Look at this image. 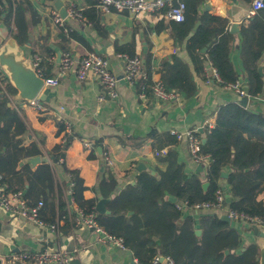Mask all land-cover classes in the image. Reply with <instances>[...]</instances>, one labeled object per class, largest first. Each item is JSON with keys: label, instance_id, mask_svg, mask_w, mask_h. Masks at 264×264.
I'll return each mask as SVG.
<instances>
[{"label": "crops", "instance_id": "1", "mask_svg": "<svg viewBox=\"0 0 264 264\" xmlns=\"http://www.w3.org/2000/svg\"><path fill=\"white\" fill-rule=\"evenodd\" d=\"M19 1L26 8L25 19L29 24V32L28 40L21 45L17 44L23 48L30 62L34 55L51 62L47 77L58 76L59 81L55 85L42 86L40 92L47 89L45 98L39 99L43 110H36L27 101L19 104L14 98L15 94L10 97V102L21 114L27 127V133L22 137L23 143L27 144L28 140L34 139L39 144L43 152L40 162L47 160L46 156L59 142V137L69 125L72 137L62 160L64 165L61 161L49 162L53 168L57 189L59 187L66 205L69 174L65 168L79 170L86 187L83 191L85 198L102 196L98 184L108 171H111L116 179V187L113 190V193H116L127 183L134 182L139 172V164L144 165L141 170L154 171L153 174H158V169L164 167L154 154L155 150L159 149L156 148V142L161 134L173 128L178 131L189 128L202 131L207 120L214 121L220 105L230 101L239 102L242 98L215 82H205V78L195 72L186 39H176L172 20L165 18L164 11L133 15L114 9L102 11L94 0L93 4L92 0H60L67 10L64 18L67 32H73L77 36L62 39L60 26L52 14V10L58 13L54 6L56 0ZM15 2L17 0H2L1 36L12 37L13 24L4 22L3 16L10 6L14 7ZM70 7L79 11L82 18L69 15ZM250 7L251 0H204L200 5V11L205 10L226 17L228 27L231 22L238 23L237 31L233 32L229 58L243 87H246V73L240 56V28L250 16ZM117 47L132 49L142 59V70L147 73V77H139L135 84L129 83L124 78V60L118 55ZM64 50L71 51L75 57L95 51L107 58L117 78L118 96L112 98L105 95L100 99L102 86L99 80L90 74L79 79L74 70L61 73L58 55ZM172 57L188 65L196 86L193 95L183 96L179 102L157 99L149 87L154 79L161 78V68L165 64H171ZM261 66H264V49ZM0 72L6 76L1 67ZM141 93L145 96H141ZM245 107L264 114V87L256 97H247ZM56 121L62 123L61 131H58ZM83 140L88 141L91 146L84 147ZM174 148L184 163L186 172L198 171L199 163L192 158L185 139L178 140ZM105 154L112 158L111 166L105 163ZM199 172L202 176L205 175L202 163ZM222 186L228 190L225 179L222 180ZM197 212L215 213L220 217L225 214L220 209L194 210V213ZM231 222L241 231L243 242H259V237L245 223L234 220ZM47 246H62L66 249L76 247L78 250L73 259L77 258L80 264H130L131 260L126 250L99 242L95 234L86 227L73 226L69 220H65L61 223V232L56 239L47 230L20 216L11 215L0 205L2 264L10 254L39 251ZM133 260L138 264L134 256Z\"/></svg>", "mask_w": 264, "mask_h": 264}, {"label": "trees", "instance_id": "2", "mask_svg": "<svg viewBox=\"0 0 264 264\" xmlns=\"http://www.w3.org/2000/svg\"><path fill=\"white\" fill-rule=\"evenodd\" d=\"M184 3V18L172 20L175 37L186 39L187 50L197 74L205 76L209 61L226 82L239 80L229 53L234 34L228 31V19L208 11H200L204 0H181ZM2 2V0H1ZM92 4L94 1L92 0ZM2 11V8H1ZM0 11V13H1ZM26 8L19 0L8 8L3 21L13 24L12 37L21 45L28 40L29 24L25 19ZM200 19L195 30L193 26ZM61 38H76L73 32L60 26ZM240 56L246 73L248 96L256 97L264 87V66L261 56L264 49V7L250 15L241 24ZM206 51L202 52V48ZM117 53L136 55L132 49L117 47ZM175 58V57H173ZM43 75L51 62L42 59ZM262 67V73L259 68ZM163 83L188 97L196 86L189 67L175 59L160 70ZM16 92L7 77L0 72V176L11 191L23 190L30 206L42 202L40 218L53 222L57 212H63L65 199L55 183L52 165L48 160L34 166L24 160L42 156L37 141L23 143L27 133L26 124L10 98ZM58 131L62 123L56 121ZM201 140L200 152L208 155L205 175L201 172H186L174 146L178 140L169 132L157 140L156 148H166L157 159L164 167L158 174L141 170L133 183H127L113 193L116 179L111 171L104 174L98 184L99 193L110 197L105 206L109 213L99 214L95 210L97 197L85 198V185L77 168H65L73 182L71 198L85 212H95L98 223L108 232L121 237L125 247L131 250L138 263L147 264L156 255L172 259L174 264H259V244L243 242L241 231L232 222L222 220L218 214L184 210L187 206L212 201L218 189L223 190L222 180L228 185V206L239 213L258 216L264 226V114L230 101L216 110L213 126H204L197 131ZM66 144L57 143L49 156L64 163ZM157 149V150H159ZM24 161L22 164L20 162ZM64 165V164H63ZM226 171L227 177H221ZM208 182L206 190L202 184ZM58 190V191H57ZM175 196L176 202L167 199ZM200 234H196V230ZM253 230V227H249ZM227 250V252H226ZM159 264H164L160 262Z\"/></svg>", "mask_w": 264, "mask_h": 264}, {"label": "built area", "instance_id": "3", "mask_svg": "<svg viewBox=\"0 0 264 264\" xmlns=\"http://www.w3.org/2000/svg\"><path fill=\"white\" fill-rule=\"evenodd\" d=\"M95 3L99 6L102 11L116 10V11H126L133 15H138L142 12L154 13L162 12L166 19H171L174 21H181L184 18V3L181 0H177V5L173 6L172 0H94ZM264 7V0H251V7L249 10V15H253L257 10ZM2 8V2L0 0V11ZM55 22L64 27V31H68V28L64 25V19L59 16V14L52 10ZM68 14L71 16H79L82 18L81 13L77 11L74 7L68 9ZM120 57L124 60V78L131 84L138 82V78L147 77V73L142 70V59L137 56H130L126 53H118ZM42 57L39 55H34L31 59V64L35 68L38 75L44 77V85H55L59 81L58 76L54 77H45L43 75V66L41 65ZM171 62L175 61V58L170 59ZM69 70H74L79 79L85 78L87 75H92L96 77L101 86L102 93L99 95L100 99H103L105 95H108L112 98L118 96L116 83L117 78L112 72L109 61L107 58L99 55L95 51H89L81 57H75V55L68 50L60 52L59 58V71L61 73ZM205 82H215L227 90L234 91L239 97H248L246 88L241 85L239 80L234 82L224 81L218 70L212 66L208 61L205 67ZM150 92L152 95L160 100L167 102H176L180 101L184 94L180 91L173 90L167 87L160 78L154 79L150 83ZM141 96H145L144 93H141ZM10 98V96H9ZM36 110H43V106L40 103V100L36 97L30 101ZM214 121L207 120L204 126L208 128L213 126ZM198 129L189 128L184 131H178L176 129H170L169 133L173 135L177 140L185 139L189 152L192 158L199 164H203L206 168L208 164V155L200 152L201 149V137L197 133ZM72 137L69 125L65 127L63 134L59 137V143L66 144L70 142ZM83 145L86 148H89L91 144L88 141L83 140ZM166 151L165 148L155 150L154 154L156 156L164 154ZM46 159L50 162L53 159L49 154L46 156ZM105 163L108 166L113 164L112 158L108 155H104ZM68 205H66L63 212H57L56 219L53 222L43 220L40 218V208L42 202L39 201L36 205L30 206L26 203L24 198L23 190L11 191L9 185L6 182L1 183L0 176V205L4 210L9 212L11 215L20 216L21 218L28 220L34 223L36 226L43 228L54 235L57 239L59 238L61 232V223L65 220H69L73 226H83L91 230L96 239L107 245L116 247L120 250H127L123 239L118 237L107 230H105L97 221L95 212H85L83 209L79 208L71 198V188L73 182L68 180ZM182 205H177L178 207L184 208V210L189 211H201V210H212L220 209L234 221H240L245 223L248 227L257 226L260 229H264L263 222L258 216H249L245 213H239L235 210H232L227 203L225 192L218 189L215 193V199L212 201H205L201 203H196L190 206H187L186 203H181ZM77 248L66 249L62 246H47L39 251H23L18 253H13L6 256L4 264H69L73 259L75 253H77ZM156 255L152 258L151 262L147 264H159L164 262V264H174L172 259L163 256ZM136 260V259H135ZM138 263V262H137ZM141 264V263H138Z\"/></svg>", "mask_w": 264, "mask_h": 264}, {"label": "water", "instance_id": "4", "mask_svg": "<svg viewBox=\"0 0 264 264\" xmlns=\"http://www.w3.org/2000/svg\"><path fill=\"white\" fill-rule=\"evenodd\" d=\"M172 4L173 6H176L177 0H172ZM54 6L58 10L59 16L64 19L67 15V10L65 6H63L60 0L54 1ZM207 8L208 5H206V9ZM199 23H200V19H198L194 24L193 30L197 28ZM237 28H238V23L231 22L229 24L228 30L229 32L233 33L237 31ZM205 51H206V47H203L202 52ZM59 58H60V54L58 55V62H59ZM0 67L5 72L10 84L15 88L16 92L14 98L19 101V104H22L25 101L30 102L36 97L40 100H43L45 98L47 89L40 92L42 86L44 85V77L38 75L35 68L32 66L29 58L25 55L23 48L17 44L16 40L13 37L0 35ZM259 72L262 73V67L259 68ZM239 104L242 106H246L247 97L246 96L242 97L239 101ZM9 105H11V102H9ZM204 142H205V138L202 139V143ZM40 160H41L40 156H32L26 158L24 161L29 162L32 165H35L39 163ZM53 161H56V159H53ZM22 163L23 161L20 162V164ZM143 168H144L143 164H139L137 166L138 171H140ZM197 170L201 171V164H198ZM152 173H154V171H152ZM227 175L228 173L226 171L221 172V177L225 178L227 177ZM202 187L204 190H206V188L208 187V182H204L202 184ZM222 188L225 192L226 198H228L229 197L228 190H226L225 186H222ZM109 199L110 197L99 196L95 205V210L97 213L99 214L109 213V210H107L105 206L106 202ZM167 199L170 200L171 202H176L177 200L175 196H171V195H168ZM220 218L227 222H231V219L226 214H222ZM253 232L259 237V242H258L259 264H264V229H260L257 226H253ZM196 234L197 235L200 234L199 229L196 230ZM126 253L131 259L130 264H135L131 250L127 249ZM161 260H163V256H161ZM0 264H2L1 257H0ZM6 264H11V263L7 262ZM69 264H80V262L77 258H74L70 261Z\"/></svg>", "mask_w": 264, "mask_h": 264}]
</instances>
